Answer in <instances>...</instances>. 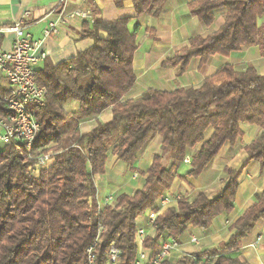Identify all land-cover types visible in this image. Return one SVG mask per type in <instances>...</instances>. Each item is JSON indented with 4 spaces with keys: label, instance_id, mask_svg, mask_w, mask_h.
Returning <instances> with one entry per match:
<instances>
[{
    "label": "trees",
    "instance_id": "1",
    "mask_svg": "<svg viewBox=\"0 0 264 264\" xmlns=\"http://www.w3.org/2000/svg\"><path fill=\"white\" fill-rule=\"evenodd\" d=\"M131 1L137 17L157 16L165 2ZM188 9L204 25L212 23L214 10L224 9V21L207 37L190 38L165 62L179 64V70L192 57L204 64L213 54L228 55L259 42L256 20L264 12V0H193ZM127 22L125 17L94 22L84 31L93 39L91 47L56 65L46 57L37 72L45 105L28 107L39 123L31 147L16 141L0 147V264H83L91 245L94 264H108L111 244L120 252L114 264H135L137 217L170 186L186 150L202 141L208 127L213 131L190 157L187 175L197 176L225 142L234 143L241 135L240 122L258 125L260 133L245 146L242 166L225 169L227 180L218 195L199 193L192 201L180 197L176 207L155 216L154 234L142 242L145 249H154L164 233L177 240L189 225L207 228L221 211H230L240 170L248 160H258L264 171V75L252 66L236 70L226 64L198 87L149 88L133 100H123L135 82L136 43ZM100 30L107 36L100 37ZM72 101L78 109L66 112L64 105ZM107 108L109 121L80 131V122ZM116 131L121 133L112 151L120 161L132 164L155 135L161 137L162 154L142 173V188L121 193L100 208L93 177L104 173L106 142ZM48 151L54 154L53 164L34 174L37 156ZM260 219L264 189L233 223L228 240L159 264H248L230 253L240 248Z\"/></svg>",
    "mask_w": 264,
    "mask_h": 264
},
{
    "label": "crops",
    "instance_id": "2",
    "mask_svg": "<svg viewBox=\"0 0 264 264\" xmlns=\"http://www.w3.org/2000/svg\"><path fill=\"white\" fill-rule=\"evenodd\" d=\"M193 0H165L157 16L143 14L136 16L131 0H0V27L22 22L24 31L31 38L40 40V49L54 65L72 58L93 45V39L84 36L94 22L128 18L127 28L134 33L136 50L133 54L132 68L135 74L134 85L123 95V100H133L149 88L173 91L178 88L198 87L204 79L216 73L223 65L236 70L252 66L264 75V12L257 17L259 42L243 46L228 55L213 54L206 63L200 64V57H192L184 70L179 64L165 63L194 36L207 37L216 31L224 21V9L213 12L210 25L202 24L189 12L188 4ZM82 12L85 16L78 15ZM48 21L55 23L57 32L43 36ZM14 34L6 32L0 38V47L8 50ZM78 109L76 102L64 105L66 112ZM111 108L105 109L93 118L80 122L81 132H87L98 122L111 119ZM241 135L234 143L225 142L217 154L197 176L187 175L189 163L178 164L170 186L165 189L155 203L136 219L137 228H142L145 236L154 234L153 218L169 207H176L180 197L192 201L199 193L208 198L215 197L223 189L227 180L226 168L237 170L246 161L245 146L260 133V127L247 122L239 123ZM213 129L208 127L201 142L186 150L189 158L206 141ZM115 138L107 143V159L103 174L94 175L96 200L100 208L111 204L121 194H131L143 187L146 172L155 155L162 154L161 137L155 135L140 150L132 164H126L113 153ZM52 157L45 167L53 164ZM170 165V160H166ZM264 189V171L256 159L248 160L241 168L237 188L230 211H221L207 228L189 225L177 239V246L171 250L168 260L177 261L181 256L201 252L218 246L228 240L233 233L232 225L240 215L255 201V196ZM168 196L167 206L160 205V199ZM261 235L259 243L255 239ZM169 237L164 233L157 244ZM195 239V240H194ZM154 248V249H155ZM154 249H147L149 253ZM248 264H264V219L257 221L242 240L240 248L230 253Z\"/></svg>",
    "mask_w": 264,
    "mask_h": 264
},
{
    "label": "built area",
    "instance_id": "3",
    "mask_svg": "<svg viewBox=\"0 0 264 264\" xmlns=\"http://www.w3.org/2000/svg\"><path fill=\"white\" fill-rule=\"evenodd\" d=\"M78 15L85 16L82 12H78ZM22 24L17 22L0 27V38L6 32L14 34L10 49L4 50L0 47V144L16 141L24 143L29 150L39 130V123L28 107L45 105V89L37 83L36 75L42 67L46 53L40 49V40L31 38L24 31ZM56 32L55 23L48 21L43 29V36L48 37ZM52 157L51 153L37 156L31 170L45 167ZM183 162L190 163V158L185 156ZM169 202L168 196L160 199L162 207L167 206ZM144 237V230L137 228L134 236L137 247L135 264H159L163 260H168L171 250L177 246V240L169 238L163 240L157 250L149 253L142 246ZM261 239V235H258L255 243H259ZM93 248L94 245H91L86 249L83 264H94ZM119 254V250L111 244L108 251V264H114Z\"/></svg>",
    "mask_w": 264,
    "mask_h": 264
},
{
    "label": "rangeland",
    "instance_id": "4",
    "mask_svg": "<svg viewBox=\"0 0 264 264\" xmlns=\"http://www.w3.org/2000/svg\"><path fill=\"white\" fill-rule=\"evenodd\" d=\"M0 132H1V129H0ZM116 133H117V132H114L113 135H112L110 138L107 139V141H108V142L112 141V140L115 138ZM1 145H2V144H0V147H1ZM47 153H51L52 156L54 155L52 151H48ZM33 173L36 174V173H37V170L33 171Z\"/></svg>",
    "mask_w": 264,
    "mask_h": 264
},
{
    "label": "water",
    "instance_id": "5",
    "mask_svg": "<svg viewBox=\"0 0 264 264\" xmlns=\"http://www.w3.org/2000/svg\"><path fill=\"white\" fill-rule=\"evenodd\" d=\"M99 36L102 37V38H104V37L107 36V34H106V32L100 30V31H99Z\"/></svg>",
    "mask_w": 264,
    "mask_h": 264
}]
</instances>
